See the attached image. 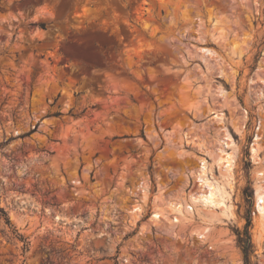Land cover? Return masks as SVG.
Listing matches in <instances>:
<instances>
[{"label":"rangeland","instance_id":"rangeland-1","mask_svg":"<svg viewBox=\"0 0 264 264\" xmlns=\"http://www.w3.org/2000/svg\"><path fill=\"white\" fill-rule=\"evenodd\" d=\"M259 185L264 0H0V264H264Z\"/></svg>","mask_w":264,"mask_h":264},{"label":"bare ground","instance_id":"bare-ground-1","mask_svg":"<svg viewBox=\"0 0 264 264\" xmlns=\"http://www.w3.org/2000/svg\"><path fill=\"white\" fill-rule=\"evenodd\" d=\"M217 23H218L217 25H219V27H217L219 30V33L223 35L225 33V31L228 29V24L224 21H221V20L217 21ZM199 94H200L199 89H198V91L194 90L193 95L190 98H188L186 101V102H188V105L195 110H198L200 107ZM255 149L256 148L252 149V152L254 153V155H255V153L257 154V152H256L257 150H255ZM252 157H253V154H252ZM222 158L224 159L225 163H227L226 168H227V171L229 172V174L231 175V172H232L231 167H233V163H234L233 153H225V156ZM197 171H198V179L200 178V181H201V179L203 177H205L206 173H207L204 161H202V166H199ZM200 181H198V182H200ZM200 183L203 184L204 182L202 181ZM204 184L202 186V188H203L202 194H200L202 199H204L205 202H210V203H212L213 201H217V200L219 202L217 189L213 185H211V183L208 184L207 180L205 181ZM263 193H264V190L262 191V189L260 188V185L256 186L254 188L255 207H256V212L258 214L257 216H258V220H259V225L261 227L260 236L257 237L258 238L257 243L259 245L261 244L262 241H264V238L262 237L263 236L262 234L264 233V194ZM159 194H160V197H159L158 201H159L160 206L157 207L158 208L157 213L155 212L154 218L159 219V217H161V216L162 217L165 216V218H166L167 214L168 215L170 214L169 216L172 215V219L169 221L171 222L172 220H174V223H176V222H178L179 218H181V217H186V216L192 217L193 216V207L197 203V200H196L197 197L196 198L193 197L194 195L193 196L188 195L189 197L185 196L186 198L184 196H178V198H176L174 200V199H172L171 196L168 197L167 195L165 196L162 193H159ZM218 202H216V203H218ZM172 224H173V222H172ZM205 234H206V229H205V231L200 230L199 235L201 238H204V240H205V237L208 236V235L205 236Z\"/></svg>","mask_w":264,"mask_h":264},{"label":"trees","instance_id":"trees-1","mask_svg":"<svg viewBox=\"0 0 264 264\" xmlns=\"http://www.w3.org/2000/svg\"><path fill=\"white\" fill-rule=\"evenodd\" d=\"M38 26L40 28H43V29L45 28V24L44 23H40V24H38ZM57 115H59V113H57ZM247 190H248V188H247ZM245 194H246V191H245ZM1 215L6 216L4 211L0 208V216ZM5 221H6V223H9L7 218H5ZM249 226H250V218L247 217L246 218V224H245L243 232L242 233L241 232L237 233V243H238V246L240 247L241 252L243 254L244 264H250L248 257H249V253L251 251L252 245H251L250 234H249ZM20 238L22 239V237H20Z\"/></svg>","mask_w":264,"mask_h":264}]
</instances>
